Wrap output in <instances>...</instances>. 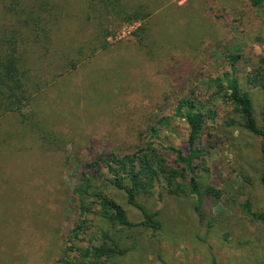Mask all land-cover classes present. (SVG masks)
Masks as SVG:
<instances>
[{
    "label": "rangeland",
    "instance_id": "1",
    "mask_svg": "<svg viewBox=\"0 0 264 264\" xmlns=\"http://www.w3.org/2000/svg\"><path fill=\"white\" fill-rule=\"evenodd\" d=\"M121 9L95 0H0V54L6 39L18 40L31 94L24 117L0 110V264L62 258L79 221L73 190L86 163L146 146L147 129L191 93L216 114L206 119L197 164L201 188L220 198L204 197L197 210L189 191L159 200L157 186L142 202L161 230H121L129 252L108 264H264V223L244 208L264 210L262 137L210 88L221 75L236 78L263 127L264 90L248 78L264 56V6L122 0ZM230 56H239L235 65ZM173 127L162 130L164 142L187 154L188 124L173 119ZM112 192L131 221L143 220L124 192Z\"/></svg>",
    "mask_w": 264,
    "mask_h": 264
},
{
    "label": "trees",
    "instance_id": "2",
    "mask_svg": "<svg viewBox=\"0 0 264 264\" xmlns=\"http://www.w3.org/2000/svg\"><path fill=\"white\" fill-rule=\"evenodd\" d=\"M105 10L122 12V0H95ZM254 7L264 6V0H251ZM44 32L47 34L45 28ZM45 34V37L47 35ZM5 50L0 54V110L17 112L24 117L23 109L31 94L25 83L24 73L20 69L18 40L9 38L4 41ZM106 46L103 47V49ZM232 65L239 56H230ZM259 67L250 75L248 81L264 90V56ZM210 88L216 89V95H222L235 107L244 127L262 137L264 157V125L259 128L252 112V103L247 93L241 91L238 80L228 74L221 75L210 82ZM191 93L181 99L172 117L165 116L156 126L147 129L144 147L132 153L109 154L87 162L73 193L78 203V223L69 232V246L65 255L55 264H108L115 257L125 256L129 248L124 247L121 230L142 227L154 233L162 228L155 212L150 211L142 202L154 194L157 186L161 188L159 200L164 193L180 195L186 193L198 198L196 209L200 210L204 197L220 198V191L212 186L201 188L197 161L203 157L200 138L204 132L206 119H213L209 105ZM264 122V110H263ZM173 119L184 120L190 133L187 139L188 153L168 145L163 140L162 130L173 133ZM170 152L175 158L171 163ZM264 188V174L262 176ZM113 190L124 192L130 206L139 210L143 220L131 221L123 206L115 199ZM246 213L254 220L264 223V210L255 212L250 203L244 204ZM84 244V246H80Z\"/></svg>",
    "mask_w": 264,
    "mask_h": 264
}]
</instances>
